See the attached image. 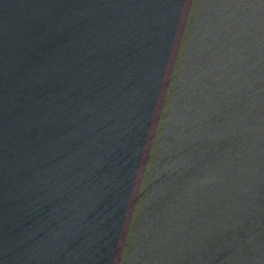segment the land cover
Returning <instances> with one entry per match:
<instances>
[{
    "label": "water",
    "instance_id": "1",
    "mask_svg": "<svg viewBox=\"0 0 264 264\" xmlns=\"http://www.w3.org/2000/svg\"><path fill=\"white\" fill-rule=\"evenodd\" d=\"M0 264H264V0H0Z\"/></svg>",
    "mask_w": 264,
    "mask_h": 264
}]
</instances>
